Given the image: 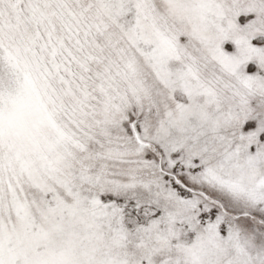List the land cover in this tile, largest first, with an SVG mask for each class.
I'll return each mask as SVG.
<instances>
[{
    "label": "snow or ice",
    "instance_id": "6c2138e0",
    "mask_svg": "<svg viewBox=\"0 0 264 264\" xmlns=\"http://www.w3.org/2000/svg\"><path fill=\"white\" fill-rule=\"evenodd\" d=\"M0 264H264V0H0Z\"/></svg>",
    "mask_w": 264,
    "mask_h": 264
}]
</instances>
